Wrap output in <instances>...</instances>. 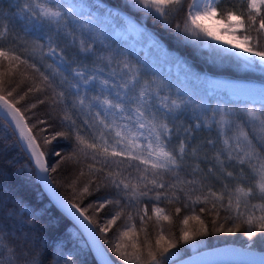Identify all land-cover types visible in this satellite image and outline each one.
<instances>
[{"label": "trees", "instance_id": "1", "mask_svg": "<svg viewBox=\"0 0 264 264\" xmlns=\"http://www.w3.org/2000/svg\"><path fill=\"white\" fill-rule=\"evenodd\" d=\"M99 1L125 13L156 36L164 44L168 56L171 57L170 63L176 59H181L195 74L207 73L213 76L264 83V73L241 68L239 66L241 62L237 60V56L234 54L232 59H216L214 61L208 55V50L198 47L197 42L178 40L171 28L162 26L156 18L146 15L136 8L129 7L132 0ZM33 2L34 0H0V30L7 28L6 37L0 39V46L6 50H14L16 54L27 59L29 64L34 63L40 71L50 78L51 88H46L40 93H29L17 107L23 112L29 105L36 103L37 98L46 100L44 105H37V108L24 112L25 116L28 117L25 123L32 128L38 143L46 153L50 180L65 199L70 203H79L81 207L86 208L97 199V195H100H80L78 189L88 179L87 175L80 178L76 189L70 187L81 168L87 173V164L91 163V160L81 156L82 163L80 164L65 162L58 166L57 162L60 158L54 153L60 152L63 156L69 155L75 141L73 138L58 137L50 144H44V138L51 139L55 132L67 131L69 127H72L59 118L65 112L76 120L75 128L84 129L83 135L86 139L99 134L102 130L100 126L96 125L93 128L84 123L85 120L94 123V114L98 106L93 107L90 112L86 101V105L81 109L77 103V93L90 99L99 94V80L107 78L111 83L115 78L117 84L122 80H127L129 76L122 72L123 62H127L133 69L137 70L139 76V82L130 86L132 88L131 94L138 93L142 86L147 85L150 92H156L158 89L161 97L167 96L170 100L187 102L180 110L182 115L179 120H172L171 118L168 120L173 129L172 138L167 143L170 150L176 148L178 144L175 131L177 127L191 128L198 123L210 125V127H200L195 131L192 145L199 148V157L194 159L189 154L183 161V168L177 174L180 179L185 181L195 179L199 182L203 178L202 184L184 186L186 190L188 188L196 189L191 194L192 199H195L197 195L203 198L202 194L209 189L217 193L224 191L226 183L229 189L233 190L236 184L242 187L252 184V176L247 166H242L235 161L230 163L226 161L228 163L227 171H232L234 174L231 179L221 173L219 166L211 174L207 172V169L216 164L213 158L223 148V140L233 137L236 133V124L241 125L247 132L249 139H252L254 143L264 141V132L259 127L246 126L245 124V110L247 108L259 110L264 106L263 104L251 103L247 100H224L215 94L208 93L206 85L195 81L192 76L181 80L171 70L164 72V65L161 70H158V63L151 62L150 58L134 55L129 40L113 39L114 29L111 23L89 13H72L69 16V7L62 0H37V2L52 8L58 7L68 19L67 25L61 21L59 25L40 22V24L32 26L29 20L19 19L16 12L22 13L25 5L33 4ZM223 6L235 7L238 11L243 10L241 0H224ZM179 19L177 18V20ZM175 22H173V26ZM239 34L243 35L242 31ZM49 37L52 39L51 47L56 48L60 56L63 57L60 65H56L45 56L50 50ZM74 38L75 43L73 42ZM81 38L85 40L86 44L92 43L93 51L91 53L79 51ZM213 46L220 48L214 44ZM154 57L158 58L155 54ZM109 58H111V63H109ZM165 63L166 60L163 61V64ZM6 66L7 61L0 60V71H3ZM25 71L28 79H24L20 75ZM77 71L83 72L85 75L96 74L97 81L88 87L83 86L81 79L74 75ZM21 80L23 83H20ZM33 80L39 82V73L21 65L20 70L12 77L9 90L20 83V87L13 94L18 99L27 91L28 87L32 86ZM110 91L115 92L116 89ZM60 92L64 93L62 100L58 96ZM105 94L108 93L105 92ZM9 99L12 100V98ZM153 104L158 105L159 100L153 99ZM214 109H223L227 119L232 122L225 126L223 133L215 123L220 119V114L218 111L214 112ZM38 119L49 121L47 132L41 131L46 126L40 125ZM105 138L110 141V133H106ZM208 140H212L213 144H208ZM232 142L230 139V143ZM221 158L224 159L223 156ZM129 163L133 165L132 168H127ZM197 164L199 168L196 173H193L192 168ZM120 167L124 170V175L131 172L130 179L135 182V177L138 175L136 167L143 168L144 166L139 165L138 161L129 162L125 160ZM52 168H57V171L52 172ZM162 178L166 184L175 182L172 173H162ZM0 191L8 194L13 209L12 216L7 220L5 232L17 245H19L22 237L31 238L32 242L23 247L25 255L35 256L39 264H96L82 236L70 221L51 204L42 191L36 180L34 168L15 131L1 116ZM167 191L166 189H155L149 193L148 197H140L131 203L122 196L121 204L122 206L127 205V207H125L121 219L111 226L106 233H100L99 227L94 226L104 248L116 264H124V261L115 252L117 243L123 246L122 252H132V244L135 242L143 245L146 234L139 230L141 227L140 216H144L147 237L153 245H155V239L161 227L164 229L165 235L178 239L182 230L195 231L200 227L192 220H189L188 225H184L182 221L185 217L196 214L204 221L207 234L196 235L187 244L182 241L179 242L177 247L171 250L167 264L183 259L195 252L224 244H235L264 251V234L257 233L249 239L245 230L247 225L238 220L226 219L229 213L219 206L221 202H218L217 209H213L211 202L193 204L183 192H177L180 199H172L170 192L167 195H162L160 200L154 199L156 192L164 193ZM259 202L256 197L250 201V203ZM222 203H227V196ZM186 204L187 206H185ZM154 207L164 209V213L171 219L169 221L158 220L152 214ZM177 207L181 209L180 213L176 212ZM202 208L210 211L201 212ZM144 209L147 210V215H145ZM117 210L119 209L109 205L100 212L91 209L86 214L93 216L94 223L105 226L111 214ZM217 211L219 215H217ZM128 213L132 214L133 219L131 221L127 219ZM259 214L257 211L256 215ZM2 222L0 220V223ZM237 224L240 225L241 230L229 233L228 229L235 228ZM126 225H135V233H130L127 237L122 236L121 233L127 230ZM105 239L109 243H105ZM6 256V251L0 253V264H4Z\"/></svg>", "mask_w": 264, "mask_h": 264}, {"label": "snow or ice", "instance_id": "2", "mask_svg": "<svg viewBox=\"0 0 264 264\" xmlns=\"http://www.w3.org/2000/svg\"><path fill=\"white\" fill-rule=\"evenodd\" d=\"M223 4L224 0H132L129 7L136 8L142 13L156 18L162 26L171 28L178 40L197 42L198 47L208 50V55L214 61L216 59H232L233 53L228 50L232 49L241 53L237 57V60L241 62L239 65L241 68L264 73V0H241L242 11H238L231 6L222 7ZM24 11H31V19L33 20L48 22L52 25H59L61 21L65 25L68 24V19L58 7H48L37 2V0H34L33 4L25 5ZM68 15H72L71 8L68 10ZM72 18L74 19V17ZM177 18L180 19L177 20ZM174 21L176 22L173 26ZM206 21H215L222 24L225 33L221 35L218 30L208 27L205 24ZM238 31H242L243 35L238 36ZM253 33H255V36H253ZM6 34L7 28L5 27L0 30V39H4ZM209 41L217 45H227L228 48H216ZM51 42L52 39L49 37L50 53L60 56L56 48L51 47ZM73 42L75 43V38ZM79 51L91 53L93 51L92 43L86 44L85 40L81 38ZM60 58L63 60L62 56ZM0 60L7 61L5 69L0 71V109L6 114L5 121L10 120L14 124V131H18L19 141L30 154V160L34 161L36 168L41 173L47 174L50 169L47 164L46 153L38 143L32 128L25 123L28 117L24 114V112L37 108V105H44L46 100L37 98L36 103L29 105L23 112L17 105L29 93H40L46 88H51L50 78L40 71L34 63L29 64L27 59L16 54L14 50H6L0 46ZM109 63H111V58H109ZM21 65L39 73V82L33 80L32 86L28 87L27 91L16 99L13 94L20 87V83H23V80L17 83L16 87H12L11 90H9V86L12 84V77L20 70ZM122 72L129 76L127 80H122L119 84L116 83L115 78L111 83L107 78L99 80V94L90 99L77 93V103L81 106V109L87 101L90 112L95 106H99L104 110L103 113L97 111L94 114V123L88 120L84 121L85 124L93 128L96 125L100 126L102 130L99 134L86 139L83 135L84 129L75 128L76 120L65 112L59 118L72 127H69L67 131L55 132L51 139L44 138V144H50L58 137L74 139L75 143L69 155L63 156L60 152L54 153L55 156L60 158L57 162L58 166L60 163L65 162L80 164L82 163L81 156L91 160V163L87 164V173L81 168L70 187L76 189L80 178L87 175L88 179L78 189L80 195H100H97V199L86 208L81 207L79 203L72 202L68 207L74 209L75 212L71 214L75 216V213H78L79 217H76V219L79 220L82 217L87 225L99 227L100 233H106L124 215V209L127 205L122 206V196L131 203L137 201L140 197H148L149 193L155 189H166L168 191L164 193L156 192L154 199L160 200L162 195H167L169 192L172 199H180L177 192H183L185 197L191 200L193 204L211 202L213 209H217L218 202H221L219 206L229 213L226 219L238 220L247 225L245 230L249 239L257 233L264 234V141L254 143L252 139H249L247 132L244 131L241 125L236 124V133L233 137L223 140V148L213 158L216 164L209 167L207 172L211 174L219 166L221 173L231 179L234 174L232 171H227L228 163L226 161L229 163L235 161L242 166H247L252 176V184L247 187L236 184L233 190L229 189L226 183L224 191L217 193L209 189L202 194L203 198L197 195L195 199H192L191 194L196 189L188 188L186 190L184 186L202 184L203 178L199 182L195 179L185 181L180 179L177 174L183 168V161L189 154L194 159L199 157V148L192 145L195 131L200 127H210V125L198 123L191 128L177 127L175 131L178 144L176 148L170 150L167 143L172 138L173 129L170 127L168 120L169 118L179 120L182 115L180 110L187 102L170 100L167 96L161 97L158 89L156 92H150L147 85L142 86L138 93L131 94L132 88L130 86L139 82L137 70L133 69L127 62H123ZM76 74L82 78L85 85L97 81L96 74L85 75L83 72H77ZM20 75L24 79H28L26 71L20 73ZM111 89H116V91L112 92ZM105 92L108 94L106 95ZM58 96L62 100L64 93L60 92ZM110 96L112 98H109ZM9 98H12V100L10 101ZM153 99L159 100V104H153ZM213 111H218L220 114V119L215 123L223 133L225 126L232 122L227 119L223 109H214ZM109 116L112 117L110 121L107 119ZM245 117L246 126L259 127L264 132V106L259 110L247 108ZM128 122H131L133 127H130ZM38 123L46 126L41 131H48L49 121L38 119ZM144 130L147 131V135L144 134ZM106 133L114 134L111 142L105 138ZM141 137L146 143L138 142ZM230 139L233 141L232 143H230ZM207 143L211 145L213 141L208 140ZM189 150H191L190 153ZM222 156L224 159L221 158ZM125 160L129 162L138 161L139 165L144 166L143 168L136 167L138 175L135 177V182L130 179L131 172L124 175V170L120 167ZM132 167L131 163L127 165V168ZM198 168L199 165L197 164L192 168V172L196 173ZM51 171L55 172L57 168H52ZM162 173H172L175 182L166 184L162 178ZM43 179L47 181V175ZM225 196H227V203L223 204ZM253 197H256L260 202L250 203ZM109 205L119 210L111 214L105 226L94 223L93 216L86 214L91 209L100 212ZM143 211L147 215V210L144 209ZM180 211L181 209L177 207L176 212L180 213ZM204 211L210 210L202 208L201 212ZM257 211H259V215H256ZM12 214L13 209L8 194L0 191V220L3 221L0 223V253L7 252L4 264H39L35 256L25 255L23 252V247L32 242L30 237H22L19 245H17L5 232L7 220ZM152 214L158 220L169 221L171 219L164 213L162 208L154 207ZM217 215H219L218 211ZM127 219L129 221L133 219L131 213H128ZM139 219L141 223L139 230L146 234L143 245L138 242L133 243L132 252H122L121 248L123 246L119 243L115 245V252L124 261V264H167V258L171 250L175 249L179 242L182 241L187 244L196 235L207 234L204 221L199 215L193 214L190 217H185L182 223L188 225L189 220L195 221L200 225L198 229L195 231L184 229L179 238L176 239L165 235L164 229L161 227L155 239V245H153L147 237L144 216H140ZM126 227L127 230L121 233L122 236L127 237L130 233H135V225H126ZM87 230L91 231V229ZM240 230L239 224L235 228L228 229L229 233ZM104 242L109 243L107 239ZM99 255L98 264H114L102 248L99 249ZM260 264H264V259L261 260Z\"/></svg>", "mask_w": 264, "mask_h": 264}, {"label": "rangeland", "instance_id": "3", "mask_svg": "<svg viewBox=\"0 0 264 264\" xmlns=\"http://www.w3.org/2000/svg\"><path fill=\"white\" fill-rule=\"evenodd\" d=\"M62 2L66 3L69 9H72L73 14L89 13L111 23L114 29L112 38L120 41L129 40L134 55H141L142 58H150L151 62L158 63V70H161L164 65V72L171 70L172 73L178 76L181 80L192 76L195 81L206 85L208 93L215 94L224 100H247L251 103H260L264 105V83L236 80L222 76H212L206 73L195 74L181 59H176L173 63H170L172 59L168 56L164 44L150 31L138 24L132 18L128 17L126 14H123L116 9L109 8L96 0H93L92 2L89 0H62ZM16 16L19 19L29 20V23H31L32 26L40 24V21L31 19V11L25 12L23 9L22 13L16 12ZM205 24L208 27L218 30L221 35L225 33V28L222 24H218L215 21H206ZM239 32L240 31H238L237 35L242 36ZM209 42L213 43L211 41ZM214 45L220 48H228L227 45L223 44ZM228 50L237 57L241 55V53L236 50ZM154 54L158 57L157 59L154 57ZM45 56L56 65H60V56L51 54L50 50ZM164 60H166L165 64H163ZM77 72H75L74 75L81 79V84L83 86L88 87L91 85H85L82 78L76 74ZM96 110L101 113L104 111L99 106L96 107ZM107 119L110 121L112 117L109 116ZM128 123L130 127H133L131 122ZM144 134L147 135L146 130H144ZM113 135L114 134L110 133V141L112 140ZM138 142L146 143L142 137Z\"/></svg>", "mask_w": 264, "mask_h": 264}, {"label": "water", "instance_id": "4", "mask_svg": "<svg viewBox=\"0 0 264 264\" xmlns=\"http://www.w3.org/2000/svg\"><path fill=\"white\" fill-rule=\"evenodd\" d=\"M0 115L3 117L6 115L2 109H0ZM8 122L14 129V124H12L10 120ZM15 132L18 136V131ZM23 148L25 150L24 146ZM25 152L29 157L30 154L26 150ZM30 162L35 170L37 181L43 192L52 205L74 225L79 234L83 237L96 264H98L100 260L99 249L101 248L104 250L107 257L114 262L105 250L94 226L87 225V222L83 221L82 217L79 218V220L76 219V217H79L78 213H75V216L71 214L74 213L75 210L68 207L71 203L57 191L50 180L49 172L47 174L41 173L39 169L36 168L34 161L30 160ZM45 175L48 177L47 181L43 179ZM81 221L83 222L81 223ZM87 229H91V231ZM262 259H264V252L262 251L234 244H227L199 251L172 264H260ZM114 264L116 263L114 262Z\"/></svg>", "mask_w": 264, "mask_h": 264}]
</instances>
